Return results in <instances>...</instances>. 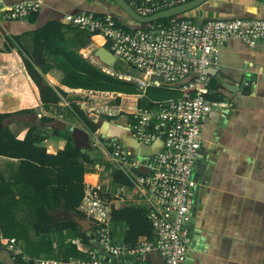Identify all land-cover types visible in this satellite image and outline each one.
I'll return each instance as SVG.
<instances>
[{
    "label": "crops",
    "instance_id": "1",
    "mask_svg": "<svg viewBox=\"0 0 264 264\" xmlns=\"http://www.w3.org/2000/svg\"><path fill=\"white\" fill-rule=\"evenodd\" d=\"M18 1L21 0H0V48L5 42L13 44L10 52L0 51V113H10L0 118V129L7 127L18 135L36 124L43 134L47 132L50 135L45 140V146L47 153L52 154L62 149L66 140L72 139L74 145L84 147L82 153L91 159V162L83 163L84 194L88 186L97 187L111 204L122 202L145 210L150 204L139 188L113 179L118 170L109 163L110 149H107L106 140L100 139L98 132L86 129L71 107L75 103L84 110L87 104H97L91 97L95 95L92 92L98 90L63 84L61 80L69 68L68 64L62 57L48 53L45 59L50 67L46 72L34 66L48 84L60 88L65 94H59L57 102L43 103L18 53L22 46L31 55L36 48L33 31L49 20H62L66 12L104 14L121 10L106 0H40L41 7L34 20L29 17L24 20L5 19L3 10ZM107 6H111V9ZM183 15L196 20L230 16L264 18V2L206 0ZM75 31L67 30L63 46L100 68L104 66L95 58V50L103 44L104 39L98 35L91 36L87 44L81 45ZM82 52L88 56L85 57ZM218 56L217 62L205 70L210 76L206 97L226 99L232 102V107L214 109L201 123V147L195 168L202 173L197 178H201L203 184L194 190L197 200L191 218L190 252L193 264H264V40L248 46L239 38H229L219 47ZM115 94L125 102L122 94ZM116 95L109 103H115ZM127 95L136 97L134 100L127 99L125 104L128 106L121 107L122 114L130 112L138 98L136 94ZM228 109L231 112L224 119V126L220 127ZM86 113L98 126L104 120L95 112ZM41 116L54 118L55 121L43 126L39 123ZM112 118L110 131L116 138L114 140L121 141L138 158L153 157L158 149L156 143H138L119 116ZM53 125L58 126L57 135H52ZM78 161L82 162L81 154ZM19 164V158L0 154V173L6 181H18ZM55 172L51 177L56 176ZM69 176L76 180L73 174ZM19 190L21 186L16 191ZM59 197L62 204L63 198L61 195ZM19 204L18 218L27 223L28 239L14 240L12 250L0 245L1 264H20L16 256L26 263L33 260L41 264H52V261L63 264L64 254L72 245L79 251L87 250L78 232L70 227L35 233L31 216L26 215L31 207L23 201ZM61 204L52 203L54 210L51 213L58 218L70 219L68 215L75 212L65 210ZM127 228L125 221H116L112 234L114 232L124 240ZM142 237L145 236L139 238ZM30 241L41 248L31 249Z\"/></svg>",
    "mask_w": 264,
    "mask_h": 264
},
{
    "label": "built area",
    "instance_id": "2",
    "mask_svg": "<svg viewBox=\"0 0 264 264\" xmlns=\"http://www.w3.org/2000/svg\"><path fill=\"white\" fill-rule=\"evenodd\" d=\"M126 1L139 15L148 16L190 0ZM40 7V0H21L6 7L3 14L5 19L24 20ZM62 20L90 37L102 36V45L113 54L119 70L106 64L101 68L136 83L142 91L136 94L138 97L148 86L182 91L177 98L153 101L151 106L135 105L123 114L119 105L99 103L93 97L97 104L85 105L88 113L119 116L138 143L158 145L153 157L142 159L121 141H105L110 149L109 163L130 177L131 184L144 193L150 204L145 210L153 236L139 238L135 244L115 240L111 202L97 187L88 186L79 207L94 227L91 235L96 245L87 249V259L70 257L64 264H155L146 259L150 251H157L163 264H186L191 249L189 222L197 186L193 169L200 153L201 123L214 109L232 107L226 99L206 97L210 76L205 70L217 62L219 47L229 38H239L248 46L264 40V18L196 20L173 15L134 24L117 12L80 11L66 12ZM102 96L108 100V95ZM13 241L11 238L3 246L14 249Z\"/></svg>",
    "mask_w": 264,
    "mask_h": 264
},
{
    "label": "trees",
    "instance_id": "3",
    "mask_svg": "<svg viewBox=\"0 0 264 264\" xmlns=\"http://www.w3.org/2000/svg\"><path fill=\"white\" fill-rule=\"evenodd\" d=\"M37 14L38 11L33 12L30 14L29 19L34 20ZM182 15L180 13L176 16L181 17ZM71 27L61 19L49 20L33 31L36 48L31 55L22 46L21 50H18L28 75L38 88L41 102H57L60 99L59 94H65L60 88L48 84L34 66L36 65L42 72H46L50 67L45 59V55L48 53L55 57H62L68 64L69 68L61 82L69 87L117 92L124 96L125 102L127 99L134 100L136 97L135 95L127 94L142 93L136 83L111 75L89 60L83 59L73 51L66 49L63 46V42L65 41L67 30H76L77 39L81 45L87 44L90 37L84 30ZM12 48V43L5 42L0 51L10 52ZM95 58L98 59L97 56ZM114 69L119 70L117 66ZM98 91H93L96 95L92 97L96 101L99 103L111 102V95L109 96L110 99L106 101L101 95L102 93ZM181 94L182 91L175 88L148 86L144 91V95L135 100V105L151 106L153 101L177 98ZM114 102L120 107L128 106L122 101L120 96H116ZM71 107L86 129L93 133L98 132V124L89 117L85 110L75 103L71 104ZM8 115L10 113H0V118ZM103 118L111 121L108 115L103 116ZM53 121L55 119L48 116H41L39 119V123H42L43 126H49ZM53 126L52 135H57L58 126ZM47 138H50V135L47 132L43 134L38 130L36 124L29 126L18 135H14L7 127L0 129V154L20 159L18 181L8 182L0 173V245L11 238L14 240L28 239L27 223L22 222L18 218L19 203L23 201V203L31 207L26 215L29 214L31 216V223L35 233H46L52 228L70 227L78 232L81 242L87 249H91L96 245L93 235L81 231L80 226L72 220L58 218L51 213L54 210L52 203L61 204L59 197L61 195L63 198L61 205L65 210L85 216L84 213L77 209V206L84 195L83 163L91 162V159L87 154L82 153L84 147L74 145L72 139L66 140L63 148L55 154L47 153L45 146ZM80 154L82 162L78 161ZM54 171H56V176L51 177ZM70 174L76 176L75 181L69 176ZM113 179L125 185L131 184L130 179L120 170L116 171ZM18 186H21V190L16 191ZM111 219L115 222L122 220L127 223L128 228L124 237L126 242L135 244L141 236L147 238H152L153 236V229L144 209L131 207L122 202L112 203ZM29 246L33 250L41 248L38 244L31 241ZM64 256L63 264L70 256L87 259L89 254L87 250L82 252L77 250L75 245H72ZM16 260L20 264H41L33 260L26 263L20 256H16Z\"/></svg>",
    "mask_w": 264,
    "mask_h": 264
},
{
    "label": "water",
    "instance_id": "4",
    "mask_svg": "<svg viewBox=\"0 0 264 264\" xmlns=\"http://www.w3.org/2000/svg\"><path fill=\"white\" fill-rule=\"evenodd\" d=\"M115 2V6L119 7V9L121 10V12H117V13H121V14H125L128 17L132 18L133 20L140 22V23H146L155 19H161V18H166V17H170L173 15H177L180 13H184L187 10L202 4L203 2H205L206 0H190L188 2H185L183 4H179L176 6H172L163 10H160L154 14L148 15V16H141L139 15L128 3L126 0H113ZM264 2V0H261ZM95 56L98 57V59L103 62L106 65L112 66L116 63V59L113 56V54L103 45L99 46L96 50H95ZM231 109H228L225 113V117L223 119H221L220 122V127L224 126V119L227 118L228 114H230ZM68 127V125H67ZM98 134H99V138L100 139H105L106 141H109L111 139H116L115 137H113L111 135V131H110V121L107 119H104L99 127H98ZM206 169V167L204 168V170ZM202 173L200 171H197V168L193 169V176L196 178L197 180V187H199L198 185H200L201 183L203 184V182L201 181V178H197L198 176L201 177ZM201 184V185H202ZM197 193H194L193 199H192V206H191V214H193V211L195 210L196 207V200H197ZM68 217L75 222L76 224H78L82 231L86 232L87 234H91L94 231V227L92 226L91 222L89 221V219H87L84 216H81L77 213H70L68 215ZM189 226L192 228L193 226V220L191 219L189 222ZM188 260L186 261V264H193V257L191 256V252H188ZM146 259L150 262H153L155 264H163V259L161 258V256L159 255V253L157 251H150L146 254Z\"/></svg>",
    "mask_w": 264,
    "mask_h": 264
},
{
    "label": "rangeland",
    "instance_id": "5",
    "mask_svg": "<svg viewBox=\"0 0 264 264\" xmlns=\"http://www.w3.org/2000/svg\"><path fill=\"white\" fill-rule=\"evenodd\" d=\"M106 1L110 2V4H112L113 6L115 5V2H114L113 0H106ZM107 7H108V9H109V8L111 9V6H107ZM184 13H186V12H184ZM125 20H126V21H130L131 23H134V24L139 23V22H137V21L131 19L130 17H128V16H126V15H125ZM101 95H108V96L111 95V96L113 97V96L116 95V94H115V92H113V93L107 92L106 94H101ZM116 96H118V95H116ZM143 100H145V98H143ZM98 108H100V106H98ZM100 116L103 117V113H100ZM110 119L113 120L114 118L110 117ZM113 236H114V239H115V240H121V239H122V238L118 237L117 235H115L114 232H113Z\"/></svg>",
    "mask_w": 264,
    "mask_h": 264
},
{
    "label": "bare ground",
    "instance_id": "6",
    "mask_svg": "<svg viewBox=\"0 0 264 264\" xmlns=\"http://www.w3.org/2000/svg\"><path fill=\"white\" fill-rule=\"evenodd\" d=\"M97 36V35H96ZM102 40H103V38H102V36H100V35H98ZM103 42H104V40H103ZM92 94H94L93 92H92ZM96 95V94H95ZM98 102V101H97Z\"/></svg>",
    "mask_w": 264,
    "mask_h": 264
}]
</instances>
